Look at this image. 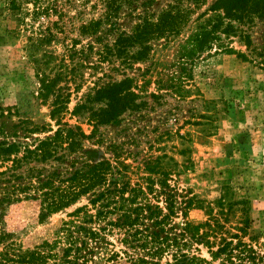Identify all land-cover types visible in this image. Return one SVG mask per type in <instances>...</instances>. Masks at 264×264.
<instances>
[{
    "label": "rangeland",
    "instance_id": "obj_1",
    "mask_svg": "<svg viewBox=\"0 0 264 264\" xmlns=\"http://www.w3.org/2000/svg\"><path fill=\"white\" fill-rule=\"evenodd\" d=\"M5 1L0 0V128L7 141L31 144L35 138L53 131L30 133L23 130L20 121L27 120L23 123L27 127L51 125L55 129L49 115L53 97L44 100L39 96L37 64L31 53L38 58H42L43 52L57 57L49 64H38L49 75L57 71L59 64L64 62L70 69L74 62L68 60L61 40L36 51L29 47V37L40 24L44 27L46 21L58 20L55 11L47 18L44 16L43 22L32 21V16L27 15L26 25L18 31L17 21ZM143 1L138 0L131 15L127 9L122 11L121 30L127 32L144 16L155 21L160 10L173 0H151L145 4ZM213 1L206 0L189 14L176 33L150 40V47L145 50L139 46L130 49L131 58L126 60L124 53L108 59L99 56L103 43L110 44L115 35L103 36L99 44L79 34L82 23L101 15V0H58L69 37L80 40L76 49L83 48L79 59L86 56L70 73L76 75L78 91L74 82L62 78L58 83L69 88L71 111L90 89L129 78L125 85L138 95L135 105L130 104L116 123L100 125L96 134L84 140L83 150L77 152L81 159L109 160L125 175L121 180L134 184L143 182L148 175L144 169L147 160L162 158L163 154L173 157L176 166L169 175V184L181 195L189 191L203 199L202 206L192 209L187 219L193 223L217 219L230 232L244 235V240L264 255V64L222 51L216 42L211 49L192 58L180 57L185 42L196 29L198 14ZM23 7L32 10L33 3L24 2ZM249 31L253 44L263 46L264 19L256 18ZM222 41L235 51H245L237 37ZM87 42L92 43V49ZM101 105L105 107V102L95 107ZM61 116L63 121L79 124L90 133L91 125L85 119L69 112ZM3 135L0 134V140ZM161 161L165 164L167 158ZM86 201L83 198L41 220L39 201L22 200L7 209L5 228L17 232L25 247H32L51 239L61 220L67 219V213ZM183 220L180 213L175 218L180 225ZM117 237H107L115 249L122 248ZM201 254L210 258L205 248H201ZM106 255L102 250L96 252L88 264H109Z\"/></svg>",
    "mask_w": 264,
    "mask_h": 264
},
{
    "label": "trees",
    "instance_id": "obj_2",
    "mask_svg": "<svg viewBox=\"0 0 264 264\" xmlns=\"http://www.w3.org/2000/svg\"><path fill=\"white\" fill-rule=\"evenodd\" d=\"M101 1V15L82 23L79 34L99 44L103 36L115 35L110 44L103 43L99 56L108 59L124 53L128 60L131 58L128 52L133 47L145 50L150 47V40L165 33H176L187 16L206 0H173L160 10L155 21L144 16L127 32L121 30V13L127 9L131 15L138 0ZM185 1L188 4H184ZM24 2H32L33 9L24 8ZM150 2L144 0L143 4ZM5 4L17 21L18 31L26 25L27 15L32 16V21L43 22L55 11L58 20H48L44 27L40 24L29 37V47L36 51L54 40H61L68 60L74 63L68 69V64L63 62L49 75L38 64H49L57 57L43 52L42 58H38L31 53L37 64L39 96L44 100L53 97L49 115L55 129L51 125L27 127L23 125L27 120L20 122L27 132L53 131L52 134L35 138L31 144H22L7 141L6 133L0 128V134H4V139L0 140V264H88L101 250L107 254L105 260L109 264H264V255L244 240V235L230 232L217 219L200 223L187 219L192 209L202 206L203 199L189 191L181 195L169 184V175L176 166L173 157L163 154L161 157L167 158L165 164L160 157L147 160L144 169L148 175L143 177V182L134 184L121 180L125 175L109 160L81 159L77 152L83 150L84 140L96 134L100 125L116 123L130 104L135 105L138 95L125 85L129 78H124L90 89L68 111L71 93L58 80L74 82V89L78 91L76 75L70 73L86 56L79 59L83 48L76 49L80 40L69 37L62 6L58 5V0H6ZM256 18L264 19V0L211 2L198 14L196 29L185 42L180 57L192 58L211 49L216 42L222 51L264 64V44H253L249 31ZM222 36L237 37L245 51H235L222 41ZM87 47L92 49V43L87 42ZM123 99L127 100L121 101ZM104 102L105 107H95ZM66 112L85 119L91 125L90 133L79 124L63 121L61 115ZM78 160H81L80 165H77ZM83 198L86 203L67 213V219L61 220L51 239L32 247H25L17 232L5 228L7 209L22 200H38L39 218L43 220ZM179 213L184 219L182 225L175 221ZM114 234L118 235L122 248L115 249V244L108 240V235ZM201 248L206 249L209 259L202 256Z\"/></svg>",
    "mask_w": 264,
    "mask_h": 264
}]
</instances>
